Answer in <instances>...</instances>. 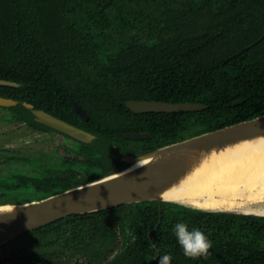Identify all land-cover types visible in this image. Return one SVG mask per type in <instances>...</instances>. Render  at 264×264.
<instances>
[{
	"label": "trees",
	"instance_id": "16d2710c",
	"mask_svg": "<svg viewBox=\"0 0 264 264\" xmlns=\"http://www.w3.org/2000/svg\"><path fill=\"white\" fill-rule=\"evenodd\" d=\"M129 1L0 0V79L19 84L0 85V96L29 103L96 137L82 143L92 153L89 167L75 164L67 180L33 181L23 192L1 186L0 196L38 199L59 193L118 169L125 154L148 152L264 114V0H234L233 28H222L214 38L212 28L198 37V29L207 28H183L181 21L200 6L206 10L211 0H186L183 7L167 11L159 6L175 1L152 0L158 28H133L143 21L138 14L125 15ZM207 15L208 24H217L225 11L221 7ZM241 24L257 28H237ZM128 100L208 107L135 113L125 106ZM74 103L87 118L75 112ZM5 110L17 122L49 129L20 104ZM131 132L149 133L150 138L121 137ZM161 207L160 212L157 202H140L61 218L13 239H23L25 246L11 249L4 260L105 264L117 249L110 264H158L165 254L171 256L170 264H264V217L168 202ZM177 223L205 234L211 242L206 257L184 256L174 234ZM13 240L0 246V255Z\"/></svg>",
	"mask_w": 264,
	"mask_h": 264
},
{
	"label": "water",
	"instance_id": "95a60500",
	"mask_svg": "<svg viewBox=\"0 0 264 264\" xmlns=\"http://www.w3.org/2000/svg\"><path fill=\"white\" fill-rule=\"evenodd\" d=\"M0 85L17 87L19 84L0 79ZM19 104L30 111L37 123L58 133L83 143H90L96 138L92 133L46 111L35 109L29 103L0 96V108H12ZM125 106L135 113L195 112L207 107L197 102L172 103L155 100H128ZM73 107L79 116L87 118L80 105L74 103ZM263 134L264 114H260L222 128L186 137L148 152L125 154L120 157L123 165L118 169L59 193L18 203L0 204V207H7L5 210H0V246L29 231L70 215L92 213L140 202H157L160 212L161 204L168 202L202 211L264 217V214L256 212L200 208L160 196L190 167L192 160H188V157L192 154L198 156L201 152H207L214 147H223ZM149 137V133L122 134V138L130 140ZM139 162L143 163L135 166Z\"/></svg>",
	"mask_w": 264,
	"mask_h": 264
},
{
	"label": "bare ground",
	"instance_id": "6f19581e",
	"mask_svg": "<svg viewBox=\"0 0 264 264\" xmlns=\"http://www.w3.org/2000/svg\"><path fill=\"white\" fill-rule=\"evenodd\" d=\"M188 160L190 167L161 193L162 198L200 208L264 214V134L192 154Z\"/></svg>",
	"mask_w": 264,
	"mask_h": 264
},
{
	"label": "flooded vegetation",
	"instance_id": "af4514ba",
	"mask_svg": "<svg viewBox=\"0 0 264 264\" xmlns=\"http://www.w3.org/2000/svg\"><path fill=\"white\" fill-rule=\"evenodd\" d=\"M173 1H175L176 4L166 3V4H162L159 7L164 8V10L167 11L169 10L170 7H175V8L183 7L184 3L187 2L186 0H173ZM233 1L234 0H222V1L211 0V2L209 3V7L205 8L206 10H204L203 7L200 6L198 10L196 11V14L194 13L191 16L188 15L186 18L181 19L182 24L184 23L183 28H188V27L207 28V29H201V30L198 29V32L196 34L198 37H205V35L209 32V28H212L213 32H210L209 34L210 37L212 38L217 36L218 33H221L222 28L223 30L228 31L227 30L228 28L230 29L233 28L231 24L232 14H233ZM235 1H240V0H235ZM243 1L246 2V0H243ZM151 2L152 0H131L128 2L129 4H127V8L123 10L125 15L138 14L140 15V21H143L142 23L135 25L133 28H158L159 27L156 24V20L158 18H154L155 14L153 13L154 10H152ZM123 3L124 2H122V0H119L118 2L119 5ZM221 7L225 11L224 18H222V20H220V22H218L217 24L216 23L211 24V25L208 24L209 20H208L207 11L209 13L214 12V14H217L218 12H220ZM120 10L122 11V9ZM166 11L164 12L166 13ZM242 12H244V16L247 14V10H244ZM161 17L162 16L160 15L159 18ZM153 20H154V24H152ZM144 22L145 23L148 22V23L145 24ZM237 28H257V27L253 25L247 26V25L241 24ZM260 28H264V27H260ZM197 103H200V102H197ZM5 119L14 120L12 118V115L10 114L6 115ZM19 123H21L22 125H25L31 131L38 132V134L43 135V137L45 138L46 137L54 138L56 135H58V136H61L63 139L66 138L67 142H65L58 151L40 152L34 158H31L28 156H16V155H12V157L11 156H3V157L0 156L1 158L0 161L2 162H4L5 160L6 161L14 160L16 162H22L23 164L28 165L31 168V170L29 171H21V172L16 171L10 174L5 173L7 175H1L0 187L2 186L8 190L23 192L25 189H27V187L29 188L30 186L33 185L32 183L33 181L46 182L50 180V178L55 179V178H61V177L62 179L67 180L69 176L73 174L72 171L74 169L75 164H79L82 168L89 167L88 162H87V157L90 156L92 153H87L86 149L84 150L82 148V146H84L82 145L83 142L72 139L71 137L65 134L58 133L56 130H53L51 128L49 129L32 128L30 126H27L25 123H22V122H19ZM122 134H121V137H122ZM84 144H87V143H84ZM114 148H117V147L114 146ZM93 154L95 156H98L96 152H93ZM92 169L94 170V168ZM95 171L97 170L95 169ZM22 195L23 194H21L20 196ZM22 197L28 198L32 196L23 195ZM127 233H129L128 230H127ZM134 235L135 234H133V236ZM118 252L119 250L116 249L114 251V254L108 258L109 262L106 264H110L111 260L116 256ZM153 260H155V258Z\"/></svg>",
	"mask_w": 264,
	"mask_h": 264
},
{
	"label": "rangeland",
	"instance_id": "374dc122",
	"mask_svg": "<svg viewBox=\"0 0 264 264\" xmlns=\"http://www.w3.org/2000/svg\"><path fill=\"white\" fill-rule=\"evenodd\" d=\"M133 32L134 34H137L138 29H135ZM8 114L9 113L7 112V110L0 108V156L1 157L3 156L12 157V155H16V156H28L34 158L40 152L58 151L62 147V145L65 142H67L66 138L63 139L61 136L58 135H56L54 138H50V137L45 138L43 137V135L38 134V132L29 130L25 125H22L21 123L15 120L5 119L6 115ZM1 162L2 161H0V177L1 175H7L5 173L10 174L16 171L21 172V171L31 170L30 166L25 165L22 162H16L14 160H9V161L5 160L4 162L2 163ZM5 195L8 194H4L0 196V199L2 201L8 199L7 200L8 203L10 201H22V200L32 199V197L23 198L22 197L23 195L12 196L11 198ZM24 246H25V241L23 239L13 240L12 243L7 244L5 251H2L0 255V264H12V261L10 260L11 258L8 261L4 260V258L6 256H9L11 249L13 250H18V248L23 249Z\"/></svg>",
	"mask_w": 264,
	"mask_h": 264
},
{
	"label": "clouds",
	"instance_id": "9594fccd",
	"mask_svg": "<svg viewBox=\"0 0 264 264\" xmlns=\"http://www.w3.org/2000/svg\"><path fill=\"white\" fill-rule=\"evenodd\" d=\"M174 234L185 257L196 259L208 255L211 242L200 230L193 229L189 231L187 225L177 223L174 226ZM170 261L171 256L165 254L159 259L158 264H170Z\"/></svg>",
	"mask_w": 264,
	"mask_h": 264
}]
</instances>
